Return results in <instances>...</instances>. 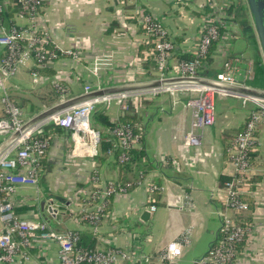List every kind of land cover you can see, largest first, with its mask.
I'll list each match as a JSON object with an SVG mask.
<instances>
[{
	"label": "crops",
	"instance_id": "0c3cea01",
	"mask_svg": "<svg viewBox=\"0 0 264 264\" xmlns=\"http://www.w3.org/2000/svg\"><path fill=\"white\" fill-rule=\"evenodd\" d=\"M41 1L38 29L61 57L41 65L53 70L43 76L36 71L40 66L28 60L10 80V93L19 101L27 119L62 104L61 101L53 106L62 97L67 100L82 96L86 85L93 90H104L155 82L156 65L148 69L145 66L144 55L148 50H143L140 57L142 47L149 44L147 33L142 30V18L150 16L162 23L176 46L173 56L192 54L200 36V6L209 0ZM5 20L8 25L29 28L26 20L16 19L15 11L9 12ZM229 32L212 54V61L199 72L205 78L214 77L225 72L226 64L230 63L237 75L238 69L244 66L243 82L252 80L255 74L250 68L255 63V55L264 66L260 43L256 40V48L250 45L245 34L237 37ZM235 41L240 43L238 49ZM173 56L170 68L179 63ZM102 58L106 64L94 76L96 60ZM35 72L38 78L33 77ZM57 80L67 93L57 94L55 98L51 93L55 92ZM144 90L147 89L128 92ZM185 100L165 94L144 97L138 108H130L123 116L117 107L106 110L113 122L121 121L127 114L138 120L136 130L123 124L139 139L128 160H118L121 166L113 159L100 164L97 158L101 153L85 159H68L69 132L64 129L65 132L56 134L53 137L56 144L50 147L44 161L39 193L34 189L19 193L18 215L44 222L40 202L48 199L61 203L59 219L50 224L53 229L90 233L99 250H126L132 246L138 249L137 257L118 259L116 264H169L162 256L174 241L183 242V255L176 264H194L203 258L220 242L223 223L220 213L233 215L225 205L223 191L225 182L234 174L229 144L233 140L231 136L246 121L249 106L245 107L235 97H218L215 124L200 134L199 146H188L185 137L191 130L193 113L185 106ZM258 140L259 155L253 166L256 183L244 194L253 200L252 225L242 256L232 264H264V121L258 130ZM54 147H64L66 156L50 155L58 153ZM110 183L119 184L124 190L105 199L102 196ZM104 199L107 207L102 221L97 226L84 221V216L94 212ZM145 212L150 214L147 220L143 219ZM159 225L163 230L158 229ZM3 230L0 218V233ZM32 255L31 260L17 264H56L59 246L48 242L33 250Z\"/></svg>",
	"mask_w": 264,
	"mask_h": 264
},
{
	"label": "built area",
	"instance_id": "2783aa9c",
	"mask_svg": "<svg viewBox=\"0 0 264 264\" xmlns=\"http://www.w3.org/2000/svg\"><path fill=\"white\" fill-rule=\"evenodd\" d=\"M228 2V0H209L200 6V12H202L200 36L192 52L200 60L207 58L212 44L219 39L220 28L227 29L233 25L231 21L229 22V9L226 5ZM41 8V0H0V103L2 107L0 148L6 146L0 154V218L4 223V230L0 233V264L27 262L33 257V250L39 249L42 244L48 242L59 246L56 264H116L118 259L132 260L133 256L137 257L138 249L134 246L126 250L96 249L90 252L77 249L80 241L78 232H59L45 222L22 218L16 213V206H19L21 191L34 189L39 193L38 186L43 172L42 162L52 144L50 137H40L47 128L60 127L69 132L67 136L71 139L68 159L97 156L101 153V137L92 128L90 117L98 106L104 107L105 110L117 107L119 111H123L121 115L123 116L130 108H138L144 97L153 98L165 94L186 98L185 106L192 110V127L185 137L188 146H199L200 134L215 124L218 97L231 96L241 99L245 107L249 104L255 105V109L248 113L244 131L236 135L230 144L234 174L230 181L225 182L223 191L226 193L225 205L231 208L233 215L220 213L223 217L224 240L211 248L203 258L194 262V264L233 263L237 254V245L246 240L250 231V228L241 224L240 215L248 208V204L242 202L241 198L252 186L250 180L255 175L248 154L250 151L257 150L259 146L258 130L264 121V100L227 93L208 84L178 83L140 92L97 97L55 113L28 127L34 117L30 119L25 117L19 101L10 93L7 82L15 77L19 68L23 67L28 60H33L36 66H41L58 59L57 50L50 46L44 32L38 29ZM11 11H15L17 20H26L29 28L24 29L17 24L6 25L5 16ZM141 22L149 42L154 43V48L149 50L146 56L153 57L155 62L158 71V78L155 81L203 78L214 84L251 88L238 79L237 72L232 69L230 63L226 64L225 72L210 78L198 75V69L202 66L200 60L179 62L170 68L176 46L167 36L164 26L150 16H144ZM103 59L105 58L96 60L94 76H97L102 66L106 64ZM33 77L38 78V74L33 73ZM55 86H59L58 80ZM99 90L102 89L93 90L91 86L86 85L83 95ZM63 91L67 93L66 90L63 89ZM71 99H64L61 103ZM114 123H116L115 128L109 132L111 136L109 140L113 142L114 149L108 154L121 151L119 160L125 162L139 137L119 119H116ZM123 190L119 184L110 183L102 197L106 199ZM96 196L99 198L100 193ZM105 199L94 212L85 215L83 220L97 226L105 215L107 207ZM152 211H155V207H152ZM43 255L46 256L45 253ZM182 255L183 242L174 241L168 246L162 259L169 264H176Z\"/></svg>",
	"mask_w": 264,
	"mask_h": 264
},
{
	"label": "trees",
	"instance_id": "16d2710c",
	"mask_svg": "<svg viewBox=\"0 0 264 264\" xmlns=\"http://www.w3.org/2000/svg\"><path fill=\"white\" fill-rule=\"evenodd\" d=\"M229 10L231 12V11H233V8H231ZM5 23H6V25H8L6 20H5ZM243 26H244V33L243 34H245L246 38L250 41V45L257 48L256 39L252 35V31L249 30V29H251V27H249L248 25H246V26L243 25ZM142 30L144 33H146L145 29H142ZM226 32H227L226 28H220L219 39L212 44L206 59L200 60V58L195 57V55H193V54H180V55H176L173 57H175L177 62H184V61L190 62V61H194V60H200L202 66L207 65L212 61L211 56L214 53V51L216 50L218 44L220 43V41L222 40V38ZM152 48H154V43L150 41L148 45L142 47V49L140 51V57H143V55H142L143 50H145V51L148 50V52H149V50ZM58 57H61L60 54H58ZM144 58H146V64H145L146 69L150 68V66L155 67V62L153 61V57H148L145 54ZM261 62H262L261 59L255 55V63L252 64L253 65L252 71L254 72L255 76L253 77L252 80L251 79L245 80L244 83H245V85H247L249 87L264 91V66L262 65ZM201 67H199V69H198V75L203 77V75L199 72V70H201ZM248 70H249V68L247 66L246 71H248ZM36 71L38 72L39 75L43 76L44 74H48L49 72H52L53 70H51L50 68H47L46 66H40L39 68L36 69ZM211 75H213V74H211ZM243 78H244V76H243ZM248 106H249L248 112L255 109V105H253V104H249ZM137 121L138 120L135 117H131L128 114L125 115L121 120L122 124L130 125L135 130H136L135 126L137 124ZM247 121H248V116H247L246 121L244 122L243 126L241 127V129L239 131H237L234 135H232L231 139H233L234 136H236V135H238L244 131ZM91 126L93 129H95L100 134V137H101V143H100L101 155L98 156V158H97L98 162H100V164H105L109 159H113L117 162L118 166H121V164L118 161L119 156H120V151H116L113 154V156L108 154V152L110 150L114 149L113 143L112 142L108 143L107 141H108V139H111L109 132H111L115 128L116 123H114L112 120H110L109 116L106 115V110L104 107L98 106L96 108V110L91 114ZM63 132H65L63 128L49 127L44 132H42V134H40V137H44V138L50 137L51 138L50 141L52 142L53 137L56 134L60 135ZM227 135L228 134H225L224 136H227ZM106 139H107V141H105ZM229 147H230V144H229ZM258 155H259L258 150L250 151V153L248 154L249 159H250V163L252 166H255V164H256L255 161H256ZM44 161L45 160H43L42 164H44ZM256 179L257 178L255 176H253V178L250 180V183L251 184L256 183ZM241 200H242V202H245L248 204V208L245 211H243L240 215L241 224L247 228H250V226L252 225V217H253V213H254L253 200L248 198V197H244V196L241 198ZM16 213L20 214V212L18 210H16ZM78 233L80 235V241L77 245V249H80V250L86 251V252L94 251L97 249V241L93 237L92 234L82 233V232L81 233L78 232ZM224 237L225 236L222 233V235H220V237H219V239H220L219 241L224 240ZM245 241H243L242 243L237 245V247H236L237 254H236V257H235L233 262L237 261L238 258H240L242 256V254L244 252ZM216 245L214 244L213 247H215Z\"/></svg>",
	"mask_w": 264,
	"mask_h": 264
},
{
	"label": "water",
	"instance_id": "95a60500",
	"mask_svg": "<svg viewBox=\"0 0 264 264\" xmlns=\"http://www.w3.org/2000/svg\"><path fill=\"white\" fill-rule=\"evenodd\" d=\"M249 3L250 7V13L252 16V21L254 25V31L258 37L263 55H264V25L261 21V17L258 14V10L255 6V3L253 0H247ZM178 83H200V84H208V85H213L216 86L217 88H220L221 90L231 93V94H237L240 96H245V97H251V98H258L261 100H264V91L255 89V88H247V87H238V86H225V85H219V84H214L206 81L203 78H197L195 80L188 79V80H182V79H175V80H168L167 82H150L147 85L144 86H139V87H131V86H126V87H116L112 89H104V90H99L96 92H93L91 94H86L82 95L77 98H73L67 102H64L62 104H58L57 106L35 116L28 124V127L33 126L40 121L44 120L45 118L58 113L65 111L67 109H70L82 102L97 98V97H102L105 95H110V94H116V93H124L128 91H135V90H141V89H151V88H158L161 86H168V85H173V84H178ZM6 146H2L0 148V154L4 151ZM40 212H41V217L45 223L48 225L51 224L53 220H58L61 213L59 212V206H62L61 203H55L53 200H48V199H43L40 202ZM150 216L148 212H145L143 214V219L147 220V218Z\"/></svg>",
	"mask_w": 264,
	"mask_h": 264
},
{
	"label": "rangeland",
	"instance_id": "374dc122",
	"mask_svg": "<svg viewBox=\"0 0 264 264\" xmlns=\"http://www.w3.org/2000/svg\"><path fill=\"white\" fill-rule=\"evenodd\" d=\"M229 2L226 4L227 5V7H228V9H231V8H233V11H231L230 12V10H228L229 11V14H228V16H229V22L231 21V24H233L232 26L230 25L228 28H227V31H232V33L230 34V35H232V34H237V37L239 36H241V35H244L243 33H244V26L243 25H248L249 27H251V29H249L250 31H252V35L255 37V39L257 40V41H259L258 40V37H257V35L254 33V25H253V21H252V19H251V16L249 15V13H247L246 12V14L247 15H245V13L244 12H240L241 10H239V1H237V0H228ZM233 6V7H232ZM245 10H247V9H245ZM226 11V10H225ZM233 29H234V32H233ZM229 32V33H230ZM235 43H236V48L238 49V45L240 44L238 41H235ZM234 68H236V65L234 66ZM250 71H252V68H250ZM246 73V72H245ZM98 74H100V71H99V73ZM238 74L239 75H237V77H238V79H240V80H242V78H243V76L245 75L244 74V66H242V67H240L239 69H238ZM7 85L8 86H10V81H8L7 82ZM56 87V88H55ZM54 89H55V92L54 91H52V93L51 94H53V96H55V98H56V96H58L57 94H59V95H61V94H65V92L63 91L62 92V90L64 89V90H66V92H67V89H65V86L64 85H61L60 83H59V86H54ZM61 97V96H60ZM64 97H62L61 98V100L59 101V99H58V97H57V99H58V101H56L55 100V103L53 102V106H54V104H58V103H60L61 101H63L64 99H63ZM37 103V102H36ZM56 104V105H57ZM90 119H91V117H90ZM69 138V137H68ZM71 139V138H70ZM53 142H54V140L52 141V144H53ZM51 144V146H52V148H53V146L56 144V143H54L53 145ZM65 144H66V142H65ZM70 144V143H69ZM56 147H54V149H55ZM58 153H55V154H50V155H53L55 158H56V156L57 157H61V156H66V151H65V149H64V147H60V148H58V149H55ZM50 151H51V149H50ZM50 151L48 152V154H47V156H46V159H47V157L49 156V153H50ZM43 166H44V164H43ZM33 190V189H32ZM251 227V226H250ZM158 229L159 230H163L162 229V227H161V225H159V227H158ZM251 229V228H250ZM178 262V261H177ZM176 262V263H177Z\"/></svg>",
	"mask_w": 264,
	"mask_h": 264
},
{
	"label": "flooded vegetation",
	"instance_id": "af4514ba",
	"mask_svg": "<svg viewBox=\"0 0 264 264\" xmlns=\"http://www.w3.org/2000/svg\"><path fill=\"white\" fill-rule=\"evenodd\" d=\"M237 1L240 2L239 3V7H238L239 10H241L240 12H244L245 15H247L246 14V12H247L251 16L250 7H249L248 1L247 0H237ZM253 1H254L255 6H256V8L258 10V14L261 17V21H262V23L264 25V0H253ZM245 9H247V10H245ZM251 19H252V16H251ZM254 33H255V31H254Z\"/></svg>",
	"mask_w": 264,
	"mask_h": 264
}]
</instances>
